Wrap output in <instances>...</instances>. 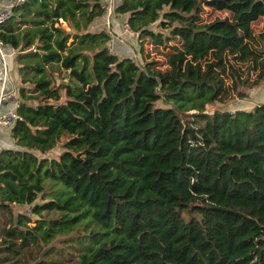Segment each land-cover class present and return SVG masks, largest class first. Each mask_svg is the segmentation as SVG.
<instances>
[{
	"label": "trees",
	"instance_id": "1",
	"mask_svg": "<svg viewBox=\"0 0 264 264\" xmlns=\"http://www.w3.org/2000/svg\"><path fill=\"white\" fill-rule=\"evenodd\" d=\"M204 6L230 15L203 21ZM114 12L141 46L169 50L164 69L88 29L100 0H23L0 21L18 75L0 264H264V101L206 108L227 96L225 76L236 88L254 69L246 85L264 83L251 25L264 0H121ZM24 203L32 216L13 213Z\"/></svg>",
	"mask_w": 264,
	"mask_h": 264
},
{
	"label": "rangeland",
	"instance_id": "2",
	"mask_svg": "<svg viewBox=\"0 0 264 264\" xmlns=\"http://www.w3.org/2000/svg\"><path fill=\"white\" fill-rule=\"evenodd\" d=\"M6 0H3V3H6ZM203 21H209L215 17H224V16H229L230 12L226 9H215L210 6H204L202 12H201ZM252 28L257 36V47L263 48L264 49V15H261L258 17L256 20L252 21L251 23ZM154 28H156L155 24L153 25ZM135 32H129L127 30H124L122 27V32L119 33L118 35H125V34H134ZM259 34H263L262 37ZM122 44H127L125 39L123 40V36L121 37V40H119ZM176 42V40L171 41ZM131 48H133V51L131 48H128V53L125 55H130L133 58L139 62L142 63L143 60L147 59H155L158 62V67L161 69H164L167 66L166 63V57L168 53V49L166 47H162L159 44H155L151 42L150 38H146L145 41L142 43V46L140 42L137 39V44L136 45H130ZM129 46V47H130ZM139 47L138 49L141 51L138 52L136 47ZM142 47V48H141ZM122 56L123 54H119ZM240 70L245 69L247 65H252L253 62L251 60H246L244 63L243 62H238L236 63ZM15 66V64H14ZM247 69L244 70V73L240 76L241 78H244L245 72ZM250 74V79L248 81L242 82L239 78L237 79L236 82V88L232 87V79L231 77L225 76V84L229 88V92L227 96H225L222 99H217L209 102L206 106L207 110L213 111L215 109H237V108H247L255 104L257 101H264V83H260L256 86H249L246 85L250 81L253 80L254 74L256 70H249ZM18 83V81H17ZM61 150L60 144L58 143L56 146H54L51 150L47 152V155L53 156L56 155L59 151ZM22 205L20 206H12L13 213H16L18 210H22ZM32 216L33 214L30 213ZM56 241V240H55ZM53 242V241H52ZM64 264H74V262H65Z\"/></svg>",
	"mask_w": 264,
	"mask_h": 264
},
{
	"label": "built area",
	"instance_id": "3",
	"mask_svg": "<svg viewBox=\"0 0 264 264\" xmlns=\"http://www.w3.org/2000/svg\"><path fill=\"white\" fill-rule=\"evenodd\" d=\"M6 1V3H3V0H0V21L8 16L9 8L12 4L20 3L23 0ZM100 1L103 7V12L110 15L114 12L115 6L121 0ZM122 27L124 30L132 32V29L129 27L126 19L122 22ZM5 46L6 44L0 40V126L10 127L16 117L15 108L18 104V98L16 94L17 89L14 86V83H12V78L9 70V62L7 58L9 53H7ZM24 204L25 206L22 211L25 214H30L31 211L29 205L27 203Z\"/></svg>",
	"mask_w": 264,
	"mask_h": 264
},
{
	"label": "crops",
	"instance_id": "4",
	"mask_svg": "<svg viewBox=\"0 0 264 264\" xmlns=\"http://www.w3.org/2000/svg\"><path fill=\"white\" fill-rule=\"evenodd\" d=\"M127 14L113 12L112 14L108 15L103 12L100 16L95 17L89 24L88 29L91 31L104 29L106 30L109 35L110 39L108 41V46L111 48L112 51L125 55L128 53V48H131L130 45L137 44V35L134 34H125L123 36V40L127 42L128 45L122 44L119 40H121V35H118L122 32V22L126 19ZM63 24V23H62ZM8 55V62H9V70L12 78V83L17 89L18 86V75L16 73V64L13 61L14 50L9 47L8 45L5 46ZM136 47V46H135ZM140 47V46H139ZM139 47H136L139 52ZM133 51V48H131ZM128 55V54H127ZM15 64V66H14ZM17 92V91H16ZM17 94V93H16ZM251 107V106H250ZM4 108V107H3ZM249 108V107H247ZM3 110V109H2ZM10 128L8 126H0V149L1 148H14V140L10 136ZM12 206H20L19 204H12ZM25 204L22 205V209L24 208Z\"/></svg>",
	"mask_w": 264,
	"mask_h": 264
}]
</instances>
